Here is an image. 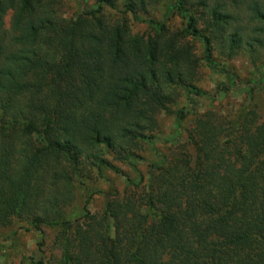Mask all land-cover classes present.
<instances>
[{"label":"trees","instance_id":"16d2710c","mask_svg":"<svg viewBox=\"0 0 264 264\" xmlns=\"http://www.w3.org/2000/svg\"><path fill=\"white\" fill-rule=\"evenodd\" d=\"M53 1L0 0V226L18 219L38 231L40 245L43 227L57 229L59 256L28 264H264V120L242 117L228 128L196 115L185 133L194 157L161 156L146 177L128 179L129 193L110 185L102 211H90L94 194L105 192L95 182L121 173L114 161L134 164L137 150L154 144L157 113L174 114L181 130L188 108L173 109L169 91L182 89L188 104L205 92L173 70L185 48L172 37L128 33L126 14L164 31L139 15L145 0H96L70 18L56 15ZM227 1L243 5L244 16L226 0L172 5L181 36L201 43L211 68L214 41L230 57L246 28L264 48V0ZM105 8L120 19L104 25ZM263 69L254 84H264ZM76 188L80 216L66 210Z\"/></svg>","mask_w":264,"mask_h":264},{"label":"rangeland","instance_id":"374dc122","mask_svg":"<svg viewBox=\"0 0 264 264\" xmlns=\"http://www.w3.org/2000/svg\"><path fill=\"white\" fill-rule=\"evenodd\" d=\"M116 1L122 3L123 0ZM174 1L145 0L146 8L139 12V15L144 19L150 17L164 23L163 32H157L153 26H149L146 22H137L126 14L128 33L130 35L139 33L153 38L159 37L160 43L166 42V39L172 37L174 48H185L184 59L182 57L179 67L173 70L180 71L185 82H192L205 94L194 97L193 102L188 104L184 99L182 89L176 87L175 90L169 91L175 98L173 109L183 106L188 108V114L182 121L181 130L177 128L174 114L157 113L158 129L154 144L152 146L144 145L138 149L136 153L140 158H137L134 164L114 161L121 173L106 171L107 181L99 179L95 182V186L105 192H103L104 194H94L88 207L92 213L102 211L105 204V193L110 190V185L115 187L119 194L129 193L131 185L128 184V179L136 183L141 176L146 177L151 167L150 163L159 160L161 156L169 159L186 151L191 157H194L193 149L185 142V133L193 125L196 115L208 114L216 123L228 128H234L233 124L239 122L242 117H245V120L251 119L255 124L264 120V84L253 83L255 75L257 76L264 64V48L246 36V33H249L246 28L244 30L245 38L230 57L220 54L222 42L215 40L212 55L214 61L218 63V68L207 66L203 60L201 43L190 36H181L179 31L184 25V21L172 8ZM226 4L229 11L239 14L241 17L244 16L245 7L243 5L240 7L231 6L227 0ZM53 7L56 10V15L70 18L77 16L82 11L95 8L96 0H54ZM118 7L120 6L118 5ZM202 10L200 6L198 11ZM12 14L13 10H8L3 17V28L8 37L11 34ZM119 14L118 11L105 8L99 16L103 24L108 25L119 20ZM197 23L201 26L202 20L198 18ZM249 35L252 34L249 33ZM223 67L235 75L233 84L228 83ZM82 195L83 192L80 189H74V196L66 206L69 213L72 212L75 216L82 214ZM43 229L45 231L44 243L40 245L41 239L38 231L18 219L0 226V264H28L27 257L44 261L48 259L52 261L57 258L59 249L54 245L57 229L55 227H43Z\"/></svg>","mask_w":264,"mask_h":264}]
</instances>
